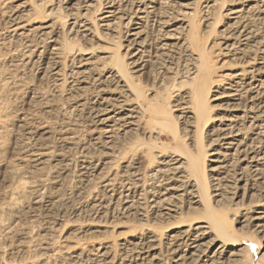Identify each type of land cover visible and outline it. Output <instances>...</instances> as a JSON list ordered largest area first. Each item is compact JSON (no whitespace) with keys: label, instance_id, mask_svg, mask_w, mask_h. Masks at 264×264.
<instances>
[{"label":"bare ground","instance_id":"6f19581e","mask_svg":"<svg viewBox=\"0 0 264 264\" xmlns=\"http://www.w3.org/2000/svg\"><path fill=\"white\" fill-rule=\"evenodd\" d=\"M194 1L99 0L95 18L85 10L72 23L80 28L85 47L54 44L49 49L50 60H55L43 71L56 82L62 81L63 62L75 65L68 90L78 97L75 108L89 118L94 152L84 163L105 167L100 182L105 196L90 210L98 219L94 233L106 230V213L139 221L124 228L122 237L95 238L92 255L79 240L65 245L66 264H264L262 256L254 257L255 249L241 248L231 236L228 224L233 220L225 211L228 201H246L239 203L243 223L264 249V0H208L201 5L207 23L216 7L229 4L220 13L225 17L218 33L223 42L216 50L231 60H221L219 67L201 47L192 21ZM91 2L80 4L86 8ZM17 5L10 32L26 37L34 32L22 17L28 4ZM53 24L43 22L35 32L52 33ZM119 26L126 28L123 53L113 43ZM93 38L107 45L100 54L108 64L99 75L90 68L96 46L88 42ZM180 52L188 53L181 81L165 87V94L149 92L142 84L145 75L161 76L160 84L165 74L174 76ZM172 108L177 114L171 115ZM66 139L73 140L72 135ZM47 154L33 147L31 162L41 163ZM21 235L19 240H27L26 233Z\"/></svg>","mask_w":264,"mask_h":264},{"label":"rangeland","instance_id":"374dc122","mask_svg":"<svg viewBox=\"0 0 264 264\" xmlns=\"http://www.w3.org/2000/svg\"><path fill=\"white\" fill-rule=\"evenodd\" d=\"M205 1L208 0L194 1L196 9L195 6L192 7L197 11L191 20L195 19L193 23L200 37L201 47L203 45L206 48L215 67H219L221 60L230 59L229 56L217 55V50L221 49L223 42L218 33L225 23L224 14L220 13L227 9L229 4L221 10L216 7L205 23L203 16L206 14L200 9ZM24 2L28 7L26 12H22V17L29 20V30L34 32L26 37H19L10 32V17L16 12L15 6ZM93 2L90 7L85 8L81 5L82 0H0V264H66L68 260L62 251L65 245L79 240L85 243L86 251L92 255V245L97 241L95 238L104 235L109 238L122 237L127 233L124 228H130L129 226L139 222L136 218H120L110 212L104 214L102 219L106 230L94 233L92 227H95L98 219L91 216L90 210L105 196L100 185L105 167L103 164L96 165L95 162L89 165L84 163V158L93 156L94 152L91 145L93 142L87 132L89 118L84 111L75 108L78 97L73 90H68V82L73 76L75 65L70 62L62 63V81L59 82L43 71L46 64L55 60H50L51 56L48 55L50 47L54 44L60 47L68 45L71 49L75 46L74 50L85 47L79 34L80 28L76 27L77 23H72L78 21H74L75 17H79L80 12L84 14L85 10L88 17L95 18L99 0ZM217 13L221 17H218ZM211 19H214L213 23ZM47 21L56 25L54 32L38 35L35 32L37 27ZM93 22H96L94 26L98 33L100 28L95 25L98 22ZM124 28L119 26L114 35V45L119 43L121 46L119 53H123V34L126 31ZM184 35L187 36V33ZM88 45L96 46L93 53L96 62L94 61L90 68L93 74L99 75L108 64V61L101 59L103 55L100 54L101 48H107V45L95 38L90 39ZM187 54L180 52L176 70L172 71L174 76L169 74V77L162 72L165 74L162 86L161 76L153 73L145 75L142 84L147 85L149 92L159 91L165 94V87L171 83H179V79L184 76L188 64L182 61L188 59ZM126 61L128 59L124 57V62ZM233 61L229 62L232 64ZM183 84L185 85V81ZM185 88L184 86L174 93L176 96L169 100L170 106L175 104L174 101ZM87 98L88 96H85L83 99ZM175 114L177 110L172 108L171 115ZM44 130L49 133L42 135ZM70 134L73 140L66 139L71 137ZM142 136L143 134L140 138ZM144 138L146 139L145 136ZM183 143L188 144L187 137L183 139ZM33 147L44 150L48 153V158L41 163L31 162L30 152ZM113 162L112 160L111 163ZM205 165H209V160ZM131 171L129 169V172ZM12 191H21V194L10 196ZM236 202L228 201V209L225 210L227 218L233 220L228 224L230 234L239 241L241 248L255 249L256 259L261 256L264 258L262 240L245 222L243 223L244 208L239 207V203L246 201L239 200L238 204ZM22 233H26L27 240H19ZM82 264L91 263L85 260Z\"/></svg>","mask_w":264,"mask_h":264}]
</instances>
